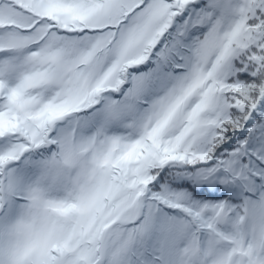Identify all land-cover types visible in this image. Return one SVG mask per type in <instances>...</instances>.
Instances as JSON below:
<instances>
[{
	"label": "snow or ice",
	"instance_id": "snow-or-ice-1",
	"mask_svg": "<svg viewBox=\"0 0 264 264\" xmlns=\"http://www.w3.org/2000/svg\"><path fill=\"white\" fill-rule=\"evenodd\" d=\"M0 264H264V0H0Z\"/></svg>",
	"mask_w": 264,
	"mask_h": 264
}]
</instances>
